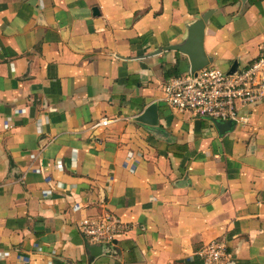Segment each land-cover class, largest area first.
Wrapping results in <instances>:
<instances>
[{
  "label": "crops",
  "instance_id": "crops-1",
  "mask_svg": "<svg viewBox=\"0 0 264 264\" xmlns=\"http://www.w3.org/2000/svg\"><path fill=\"white\" fill-rule=\"evenodd\" d=\"M208 12L207 66L248 65L264 0H0V264H201L215 240L264 264V102L223 134L162 102L188 71L164 48ZM104 212L128 229L92 255L75 225Z\"/></svg>",
  "mask_w": 264,
  "mask_h": 264
},
{
  "label": "built area",
  "instance_id": "built-area-1",
  "mask_svg": "<svg viewBox=\"0 0 264 264\" xmlns=\"http://www.w3.org/2000/svg\"><path fill=\"white\" fill-rule=\"evenodd\" d=\"M226 72L206 66L169 78L161 87L162 102L175 113H190L219 122L242 123L238 105L264 102V40L248 65L236 68L232 74ZM22 112L18 110L14 114ZM110 122L113 121L103 119L98 125L105 126ZM9 127L7 123L2 125L3 129ZM131 156V153H127L125 159L129 161ZM55 166L60 169V161H56ZM32 170L39 172V168ZM75 228L88 245L109 247L127 231L128 225L115 215L104 212L81 218ZM195 255L201 264H218L225 257L224 245L220 241H210L200 247Z\"/></svg>",
  "mask_w": 264,
  "mask_h": 264
},
{
  "label": "water",
  "instance_id": "water-1",
  "mask_svg": "<svg viewBox=\"0 0 264 264\" xmlns=\"http://www.w3.org/2000/svg\"><path fill=\"white\" fill-rule=\"evenodd\" d=\"M210 16V12L202 15L200 19H197L190 23L187 27L186 37L181 45L165 47V51H175L181 55H184L188 62L189 72H195L208 65L209 59L206 58L202 51V29L205 21ZM236 69V63H232L227 70V74H232ZM136 122H139L149 128L153 129L157 123L156 105L150 104L147 106L140 115L135 118ZM213 126L219 134L227 132L232 126V122H218L214 119H210ZM86 249L93 255L98 254L101 251L100 246L86 245Z\"/></svg>",
  "mask_w": 264,
  "mask_h": 264
},
{
  "label": "trees",
  "instance_id": "trees-1",
  "mask_svg": "<svg viewBox=\"0 0 264 264\" xmlns=\"http://www.w3.org/2000/svg\"><path fill=\"white\" fill-rule=\"evenodd\" d=\"M251 1L254 2L255 0H251ZM164 77L167 78V79L174 78V77H178V74H176V73L173 74V73L167 72Z\"/></svg>",
  "mask_w": 264,
  "mask_h": 264
}]
</instances>
